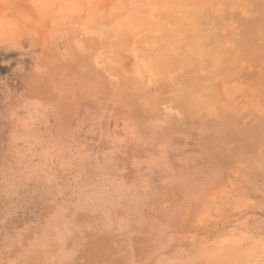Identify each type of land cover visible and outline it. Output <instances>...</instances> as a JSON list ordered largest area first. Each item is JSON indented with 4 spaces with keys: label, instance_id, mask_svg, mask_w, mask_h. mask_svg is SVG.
Instances as JSON below:
<instances>
[{
    "label": "rangeland",
    "instance_id": "1",
    "mask_svg": "<svg viewBox=\"0 0 264 264\" xmlns=\"http://www.w3.org/2000/svg\"><path fill=\"white\" fill-rule=\"evenodd\" d=\"M0 264H264V0H0Z\"/></svg>",
    "mask_w": 264,
    "mask_h": 264
},
{
    "label": "bare ground",
    "instance_id": "2",
    "mask_svg": "<svg viewBox=\"0 0 264 264\" xmlns=\"http://www.w3.org/2000/svg\"><path fill=\"white\" fill-rule=\"evenodd\" d=\"M188 56V55H187ZM187 62V61H186ZM187 64H188V62H187ZM215 67V66H214ZM214 67H212V68H214Z\"/></svg>",
    "mask_w": 264,
    "mask_h": 264
}]
</instances>
